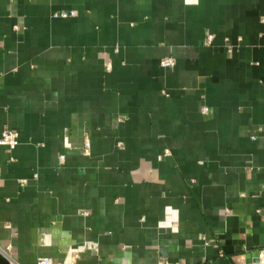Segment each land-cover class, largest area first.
I'll list each match as a JSON object with an SVG mask.
<instances>
[{
	"label": "crops",
	"instance_id": "1",
	"mask_svg": "<svg viewBox=\"0 0 264 264\" xmlns=\"http://www.w3.org/2000/svg\"><path fill=\"white\" fill-rule=\"evenodd\" d=\"M4 127L0 264H264V0H0Z\"/></svg>",
	"mask_w": 264,
	"mask_h": 264
},
{
	"label": "built area",
	"instance_id": "2",
	"mask_svg": "<svg viewBox=\"0 0 264 264\" xmlns=\"http://www.w3.org/2000/svg\"><path fill=\"white\" fill-rule=\"evenodd\" d=\"M73 14L72 10H57L52 12V16L53 17H67V16H71ZM173 64V59L169 56H165L161 59H159V65L160 66H171ZM201 111L206 110V107L204 105H202L200 107ZM17 143V133L14 129L9 128V127H4L0 130V144L6 146V148H13ZM81 152L84 154L88 153V139L85 137L83 138L82 141V146H81ZM163 153H167V150L164 149ZM63 153H59L58 154V159L61 160L63 158ZM262 179L264 181V168L262 170ZM264 218V214L262 216ZM256 261L254 262H263L264 259V250L261 248L257 251L256 254ZM9 264H17L14 262L9 261ZM35 264H60L59 261L53 259L51 256L48 255H41V256H37L35 258ZM159 264H165V263H161V261L159 262ZM174 264H179L174 263Z\"/></svg>",
	"mask_w": 264,
	"mask_h": 264
},
{
	"label": "water",
	"instance_id": "3",
	"mask_svg": "<svg viewBox=\"0 0 264 264\" xmlns=\"http://www.w3.org/2000/svg\"><path fill=\"white\" fill-rule=\"evenodd\" d=\"M257 259H256V257L255 258H253V261H256Z\"/></svg>",
	"mask_w": 264,
	"mask_h": 264
}]
</instances>
